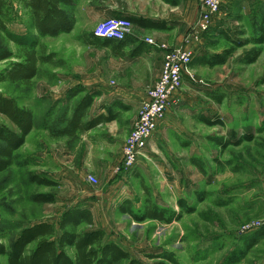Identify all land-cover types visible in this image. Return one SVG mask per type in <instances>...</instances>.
<instances>
[{
    "label": "rangeland",
    "instance_id": "obj_1",
    "mask_svg": "<svg viewBox=\"0 0 264 264\" xmlns=\"http://www.w3.org/2000/svg\"><path fill=\"white\" fill-rule=\"evenodd\" d=\"M182 1L186 4L177 8ZM7 2L5 20L11 35L0 31V55L10 52L11 57L0 59V77L18 62H25L32 52L41 59L30 81L0 78V92L31 108L36 116L35 128L17 151L14 164L0 173V243L10 246L23 227L58 220L65 209L86 206L93 211V228L105 230L107 240L119 243L143 264L161 262L159 254L166 251L173 252L182 264H264V238L239 261L229 258L233 252L245 250L254 236L256 230L240 232L243 224L264 220V46L248 43L224 65L209 67L193 61L184 73L176 101L135 169L116 174L139 110L114 105V94L122 86L150 85L156 73L161 75L165 55L154 47L134 58L130 51L135 45H130L116 56L108 47L86 42L95 36L101 21L126 10L167 23L166 30L133 26L132 34L140 40L153 38L169 47L181 45L195 24L189 25L195 0H72L63 8L76 18L75 27L58 36L39 35L23 0ZM183 12L188 27L184 38L174 45L178 22L164 20L181 17ZM263 18L264 0H226L219 19L222 23L190 44L194 57L222 52L229 44L223 31L236 40L257 36ZM258 48L262 51L257 61L245 63V56ZM78 80L98 82L91 88L79 84L99 94L88 118L107 114L105 106L114 105L118 119L74 137H56L53 128L63 127L58 124L60 117L70 115L84 95L68 98ZM207 119L214 124L204 121ZM219 121L222 123H216ZM0 123L17 130L3 114ZM217 137L228 145H218ZM194 160H200L203 167ZM31 174L57 185L34 183ZM89 175L98 182L89 183ZM39 194H53L55 202H40ZM148 196L161 207L182 212L181 219L137 221L120 211L126 201L141 211ZM180 200L195 211H182ZM0 264H8L7 258L0 256Z\"/></svg>",
    "mask_w": 264,
    "mask_h": 264
},
{
    "label": "trees",
    "instance_id": "obj_2",
    "mask_svg": "<svg viewBox=\"0 0 264 264\" xmlns=\"http://www.w3.org/2000/svg\"><path fill=\"white\" fill-rule=\"evenodd\" d=\"M23 2L30 9L34 27L40 36H58L73 31L76 18L63 8V6L71 5L72 0H23ZM7 5V0H0V31L11 35L5 20L8 13ZM115 18H126L134 27L141 29H169L166 22L154 21L151 18L134 15H118ZM213 29H215L214 26L206 34H209ZM222 35L229 43L222 52L202 54L196 58L193 57L192 62L209 67L224 65L238 48L248 43L264 46V18L261 21L259 34L249 40L232 39L224 31ZM86 43L108 47L116 56L123 55L126 47L135 45L130 51L132 57L148 51L149 45H151L132 33L127 34L124 39L101 38L95 35L92 40H88ZM261 51V48L252 51L245 56L243 61L249 64L256 62ZM9 57H11L10 52L0 55V59ZM40 59L37 57V53L32 52L25 62H18L6 73V76L0 77L1 80L30 81L38 72ZM76 86L69 89L68 98L71 100L80 97L81 93L84 95L75 102L70 115L65 113L60 117L58 124H63V127L53 128L56 137H74L78 133L88 132L100 124L118 119L114 105H120L119 102L105 106L107 114L88 118V112L99 94L89 92L82 85ZM0 114L5 115L17 128L15 130L5 123H0V173H2L14 164L17 151L26 144L27 137L35 128L36 116L31 108L21 106L15 98L2 92H0ZM204 121L211 125L214 124L208 119ZM247 138L250 140L252 136L249 135ZM214 141L224 147L229 143L223 142L222 138L218 137ZM194 161L198 166L203 167L200 160ZM30 179L42 186L57 185L54 180L38 174H31ZM37 200L43 203H53L55 196L53 194H39ZM179 206L182 211L190 213L195 211V208L187 205L184 200L179 201ZM120 211L129 214L137 221L152 219L171 223L182 217V212L161 207L153 202L149 196L141 211L135 210L130 201L122 204ZM94 224L95 219L91 208L86 206L68 208L62 212L58 220H45L23 227L10 246L1 242L0 256L6 257L8 264H143L140 259L133 257L122 245L113 240H107L105 230L93 228ZM253 235V238L247 241L245 250L232 253L229 257L232 262L244 258L247 251L264 238V227L256 230ZM158 258H161L162 261L157 264H182L173 252H163L159 254Z\"/></svg>",
    "mask_w": 264,
    "mask_h": 264
},
{
    "label": "built area",
    "instance_id": "obj_3",
    "mask_svg": "<svg viewBox=\"0 0 264 264\" xmlns=\"http://www.w3.org/2000/svg\"><path fill=\"white\" fill-rule=\"evenodd\" d=\"M226 0H200V13L185 43L176 46L160 44L153 38L145 41L164 52L162 73L158 81L146 91V96L139 107V120L135 129L124 144L122 158L115 167L116 174L131 172L138 164L140 156L152 139L155 130L165 117L171 103L184 83V73L191 64L194 54L190 44L199 40L219 20ZM133 24L126 18H108L101 21L94 34L101 38L124 39L132 33ZM89 183L95 184L98 179L94 175L87 177ZM264 220L252 221L240 229L242 234L260 229Z\"/></svg>",
    "mask_w": 264,
    "mask_h": 264
},
{
    "label": "crops",
    "instance_id": "obj_4",
    "mask_svg": "<svg viewBox=\"0 0 264 264\" xmlns=\"http://www.w3.org/2000/svg\"><path fill=\"white\" fill-rule=\"evenodd\" d=\"M195 2H196V5L194 7V19L191 22H189L190 23L189 25L194 24L195 21H196V19H197V16L199 15V8H200L199 1L198 0H195ZM182 4L184 6L186 4V2L183 3V1H182L176 7L179 8L180 7L179 5H182ZM183 14H184V12L182 13V16L181 17H178V18H170V20H168V19H165L164 20V21H167V22H169L171 20L178 22V24H176V29H174V31H175V41H177L176 43H174V45L178 44L184 38V35L186 33V29H187L186 27H188V25L186 24V22H184L185 20H182ZM120 15L121 16H127V15H134V14L131 13V12H129V11L122 10V13ZM221 23H222V21L216 20L214 22V25H213L214 28L218 27ZM156 41H159V40L157 39ZM154 47L155 46H153L152 44L149 45L148 51H152V48H154ZM145 52L146 51H144L143 54H145ZM140 56L141 55L134 56V58L140 57ZM159 76H160V71L153 76V80L150 83V85L145 86V87L144 86L143 87H138V86L126 87V86H122L123 88H121L120 90H117V92H115V94H114V96L116 97V98L114 97L115 101L116 102H119L120 106L122 108H124V109L125 108L126 109L130 108V109H134V110H139V107L141 105V102L143 101V99L146 96V91H147L148 87H151V85L155 82V80ZM80 83H82L86 87L91 88V87H93V85H97L98 82L97 81H94V82H85V81H79L78 80V81H76V83L74 84V86L75 85H78ZM176 99L177 98H174L173 101H176ZM153 137H154V135H153Z\"/></svg>",
    "mask_w": 264,
    "mask_h": 264
}]
</instances>
